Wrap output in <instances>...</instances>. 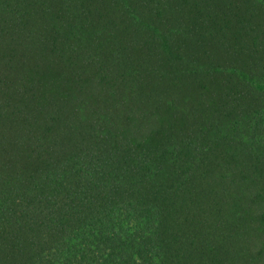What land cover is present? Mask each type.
<instances>
[{
  "label": "trees",
  "instance_id": "obj_1",
  "mask_svg": "<svg viewBox=\"0 0 264 264\" xmlns=\"http://www.w3.org/2000/svg\"><path fill=\"white\" fill-rule=\"evenodd\" d=\"M0 264H264V0H0Z\"/></svg>",
  "mask_w": 264,
  "mask_h": 264
}]
</instances>
